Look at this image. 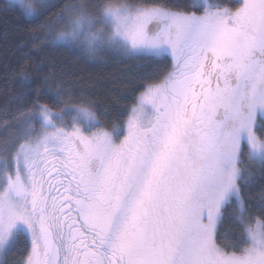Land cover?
Masks as SVG:
<instances>
[{"label":"snow or ice","instance_id":"1","mask_svg":"<svg viewBox=\"0 0 264 264\" xmlns=\"http://www.w3.org/2000/svg\"><path fill=\"white\" fill-rule=\"evenodd\" d=\"M55 22L67 29L37 22L31 49L116 51L153 72L110 127L59 87L41 103L22 73L0 107V258L23 244L15 264H264V183L251 194L264 182V0H72Z\"/></svg>","mask_w":264,"mask_h":264},{"label":"trees","instance_id":"2","mask_svg":"<svg viewBox=\"0 0 264 264\" xmlns=\"http://www.w3.org/2000/svg\"><path fill=\"white\" fill-rule=\"evenodd\" d=\"M208 1L222 6H236V0ZM69 2L72 0H55L49 3L56 6L39 9L37 21L27 17L21 6L9 5L8 0H0V107L21 90L22 73L27 72L32 77V87H42L41 103H51L54 96L47 89L59 87L70 92L74 102H79L83 96L84 102L90 104L101 124L110 127V121L119 120L124 106L132 102L135 85L153 72L154 65L143 60L124 58L116 51H102L96 57H90L84 48L76 44H48L42 51L31 49L27 41L31 30L39 31L37 22L54 23L57 28L59 22H55V13ZM157 2L184 5L192 0ZM44 77H48L46 82ZM34 94L29 92V98ZM260 183L264 182H258L251 194L254 195L259 190ZM227 211L230 212L231 209ZM235 228V223L226 214L221 230ZM22 249L23 244L17 245L2 257L1 264H15Z\"/></svg>","mask_w":264,"mask_h":264},{"label":"clouds","instance_id":"3","mask_svg":"<svg viewBox=\"0 0 264 264\" xmlns=\"http://www.w3.org/2000/svg\"><path fill=\"white\" fill-rule=\"evenodd\" d=\"M26 3H30L35 12L38 13L39 9L42 8V6L46 3V0H25ZM67 26L64 24H59L56 28V30H66Z\"/></svg>","mask_w":264,"mask_h":264},{"label":"rangeland","instance_id":"4","mask_svg":"<svg viewBox=\"0 0 264 264\" xmlns=\"http://www.w3.org/2000/svg\"><path fill=\"white\" fill-rule=\"evenodd\" d=\"M53 1H55V0H46V3H51V2H53ZM208 2H210V1H208ZM210 3H212V2H210ZM214 4V3H213ZM17 5H19V6H21L19 3H17ZM22 7V6H21ZM23 8V7H22ZM59 24H61V23H59ZM82 47V46H81ZM82 48H84V47H82ZM1 262H2V258H0V264H1Z\"/></svg>","mask_w":264,"mask_h":264}]
</instances>
